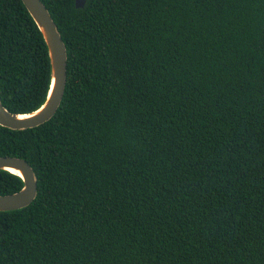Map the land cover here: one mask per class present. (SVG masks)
I'll return each instance as SVG.
<instances>
[{
	"label": "trees",
	"instance_id": "1",
	"mask_svg": "<svg viewBox=\"0 0 264 264\" xmlns=\"http://www.w3.org/2000/svg\"><path fill=\"white\" fill-rule=\"evenodd\" d=\"M68 52L48 122L0 125L38 178L0 264H264V0H42ZM48 47L0 0V97L46 101ZM23 179L0 170V195Z\"/></svg>",
	"mask_w": 264,
	"mask_h": 264
},
{
	"label": "water",
	"instance_id": "2",
	"mask_svg": "<svg viewBox=\"0 0 264 264\" xmlns=\"http://www.w3.org/2000/svg\"><path fill=\"white\" fill-rule=\"evenodd\" d=\"M41 31L50 56L51 84L46 101L37 110L18 114L9 111L0 97V125L13 130L40 126L57 113L66 90L68 52L61 33L50 11L42 0H22ZM87 0H76V7L83 8ZM25 116V117H24ZM0 170H7L23 179V188L13 194L0 195V212L19 210L31 205L38 195V178L33 167L22 158L0 156Z\"/></svg>",
	"mask_w": 264,
	"mask_h": 264
},
{
	"label": "bare ground",
	"instance_id": "3",
	"mask_svg": "<svg viewBox=\"0 0 264 264\" xmlns=\"http://www.w3.org/2000/svg\"><path fill=\"white\" fill-rule=\"evenodd\" d=\"M25 117V116H24Z\"/></svg>",
	"mask_w": 264,
	"mask_h": 264
}]
</instances>
